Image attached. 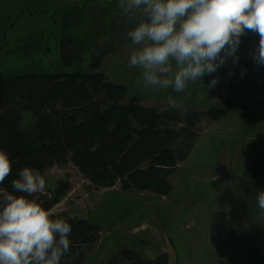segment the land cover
I'll use <instances>...</instances> for the list:
<instances>
[{"label": "rangeland", "instance_id": "obj_1", "mask_svg": "<svg viewBox=\"0 0 264 264\" xmlns=\"http://www.w3.org/2000/svg\"><path fill=\"white\" fill-rule=\"evenodd\" d=\"M84 1L0 0V77L33 70L42 73L87 71L89 57L106 50L102 53V70L110 82L126 86L125 100L135 96L144 106H160L171 95L181 104V110L190 106L198 110L218 107L225 108L226 114L217 120L204 117L197 124L199 137L190 155L169 176L172 189L168 195L126 191L119 184L99 189L72 163L55 165L41 173L46 178V189L35 194L36 197L48 194L59 180L68 181L71 185L68 192L50 210L62 216L87 218L100 229L91 249L77 246V250L64 259V264H75L80 252L84 254L81 264H107V259L121 248L148 254L147 249L157 253L163 245L170 252L168 264H217L216 251L210 241V222L213 212L220 210L226 212L239 236L250 239L258 235L264 240V213L237 179L254 150L264 148V79L241 69L244 61L255 62L253 54L258 49L259 35L247 31L240 37L236 63L228 57L216 72L205 75L203 82L190 83L183 93L172 89L145 91L135 87L139 70L127 67L132 48L130 40L123 37L125 16L118 6L119 0L84 3L82 12L92 8L107 11L94 32L87 19L76 28L78 14L71 8L74 5L78 9ZM63 19L72 24L71 32L84 43L79 64L62 66L57 59L55 38ZM30 34L35 35L37 41L28 40ZM40 38L44 40L42 50L37 45ZM23 45L34 54L23 50ZM227 67L237 69L238 73L221 76L220 72ZM213 77L218 82L207 90L206 85ZM229 90L239 104L247 105L227 106L225 100L215 94ZM33 122L34 116L25 113L21 126L29 128ZM143 222L158 228L160 240L157 236L149 237L150 230H134Z\"/></svg>", "mask_w": 264, "mask_h": 264}, {"label": "trees", "instance_id": "obj_2", "mask_svg": "<svg viewBox=\"0 0 264 264\" xmlns=\"http://www.w3.org/2000/svg\"><path fill=\"white\" fill-rule=\"evenodd\" d=\"M84 3L87 0L78 9L74 5L71 8L78 14L76 28L87 19L94 32L107 11L92 8L82 12ZM69 26L73 27L63 19L55 38L57 59L62 66L79 64L85 50L84 43ZM27 39L37 41L33 34ZM40 40L37 45L42 50L44 40ZM22 48L33 53L24 45ZM47 50L44 48V52ZM104 51L89 57L87 71L42 73L33 70L0 77V149L7 151L11 161V174L0 188L12 191V180L18 178L25 166L43 173L55 165L72 163L99 189L119 184L126 191L170 193L172 186L168 178L190 155L199 137L197 124L204 117L211 120L223 117L226 109L198 110L190 106L161 111V106L167 102L144 106L135 96L125 100L126 86L110 82L102 70ZM241 69L264 79V65L244 61ZM237 73V69L227 67L220 75ZM215 94L222 97L227 106L247 105L239 104L231 90ZM25 113L34 116L29 128L21 126ZM237 179L258 204L257 194L264 190V148L257 149ZM70 186L68 181L59 180L48 194L37 198L50 210ZM56 218L66 219L72 227L70 248L60 264H64V259L72 255L77 246L91 249L97 242L99 226L87 218L59 214ZM210 241L216 251L217 264H264V240L258 235L250 239L239 236L223 210L211 216ZM83 259L84 254L80 252L75 264H81ZM107 264H168V254L163 252L148 259L124 247L110 256Z\"/></svg>", "mask_w": 264, "mask_h": 264}, {"label": "clouds", "instance_id": "obj_3", "mask_svg": "<svg viewBox=\"0 0 264 264\" xmlns=\"http://www.w3.org/2000/svg\"><path fill=\"white\" fill-rule=\"evenodd\" d=\"M118 6L125 16L123 37L132 48L127 67L139 70L138 89L185 92L228 57L236 63L240 37L247 31L259 35L253 59L264 65V0H119ZM217 82L213 77L207 90ZM180 107L169 95L161 111ZM10 174V157L0 149V184ZM11 187L0 188V264H60L72 227L36 197L46 189L45 176L25 166ZM257 203L264 213V190Z\"/></svg>", "mask_w": 264, "mask_h": 264}, {"label": "crops", "instance_id": "obj_4", "mask_svg": "<svg viewBox=\"0 0 264 264\" xmlns=\"http://www.w3.org/2000/svg\"><path fill=\"white\" fill-rule=\"evenodd\" d=\"M196 143V142H195ZM194 146H195V144H194ZM257 151V149H255L254 150V153ZM191 153V152H190ZM254 153L252 154V156L254 155ZM252 156H251V158H252ZM250 161V160H249ZM248 161V162H249ZM181 163V162H180ZM180 163L178 164V167H179V165H180ZM164 196V195H163ZM134 230H137V231H139V230H144V231H147V230H150L149 231V233H148V236L150 237H154V236H157V239H159L160 240V236H159V230H158V228H155V227H153V226H151V225H149L148 223H141L140 225H138V226H135V229ZM147 252H148V254H145V253H140V252H138L141 256H143V257H145V258H148V259H154V258H156L159 254H161V253H163V252H165V253H167V254H169L170 252L168 251V249L163 245V246H161L159 249H158V252L156 253V251H149L148 249H147ZM106 263H107V261H106Z\"/></svg>", "mask_w": 264, "mask_h": 264}]
</instances>
